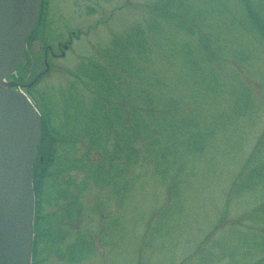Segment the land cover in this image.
<instances>
[{
  "label": "rangeland",
  "instance_id": "1",
  "mask_svg": "<svg viewBox=\"0 0 264 264\" xmlns=\"http://www.w3.org/2000/svg\"><path fill=\"white\" fill-rule=\"evenodd\" d=\"M47 22L18 81L44 71V55L52 69L28 96L67 141L76 131L77 155L87 129L131 143L129 125L139 156L71 174L82 209L52 223L42 264H264V0H49ZM62 193L52 186L47 213L68 205L50 202Z\"/></svg>",
  "mask_w": 264,
  "mask_h": 264
},
{
  "label": "water",
  "instance_id": "2",
  "mask_svg": "<svg viewBox=\"0 0 264 264\" xmlns=\"http://www.w3.org/2000/svg\"><path fill=\"white\" fill-rule=\"evenodd\" d=\"M42 0H0V264H30L35 196L32 171L41 118L15 81L3 79L25 64L26 41ZM31 86V85H30Z\"/></svg>",
  "mask_w": 264,
  "mask_h": 264
},
{
  "label": "trees",
  "instance_id": "3",
  "mask_svg": "<svg viewBox=\"0 0 264 264\" xmlns=\"http://www.w3.org/2000/svg\"><path fill=\"white\" fill-rule=\"evenodd\" d=\"M37 39V33H34L29 39L28 42L31 44L32 42H35ZM93 70H96L95 72ZM93 70H90V73H95V76H92V78H97L96 80H103L106 83L111 82V78L107 77V74L105 73L103 68H93ZM102 87L106 88V90H109L106 85L102 84ZM102 89V88H101ZM104 92V91H103ZM43 100H41V110H42V131H43V139L42 142L38 148V157L37 161L34 165L35 169V191L36 186L41 188L42 192V205L39 203L38 199V215L36 217L35 222V230H37L36 235L39 232H43V235L46 236V238H51V233L55 232V230L52 231V223H55L58 221L60 223L61 221L64 223L68 222L69 219L72 217V213L70 211L78 212L82 209L81 205V199L78 194H75L73 190L76 188V181L71 177V174L73 172H86L88 178H96L97 172L102 171H109L112 169H118V166L123 167L120 164V160L125 159L127 162L130 161L134 162L133 160L138 158L139 154L136 150L135 143L136 141L134 139L136 138V134L133 132V128H130L129 125H127L126 129L128 132L129 137L131 138V143H122V141H116V139L112 143H103L100 142L93 134L89 132L87 129V133L84 135L87 139V143L89 144V151L85 152L81 156L77 155V148L79 139H72L74 132H69L68 136L69 139L67 141L66 135L61 132L58 129V126H56L53 123V117H52V111L50 109V106L48 105V102L42 97ZM108 124V127L106 129L110 132L111 130L114 131V126L110 127L109 120L106 122L105 126ZM133 127L137 128L136 123H133ZM78 132V131H77ZM139 132H141L139 130ZM113 133V135H114ZM97 135L99 137L102 136V133L98 132ZM112 148V155L111 157L107 158L103 154V158H100L99 160H94L91 157V152L93 150L98 151L100 149V152L102 153L103 150L107 151L109 148ZM56 159V160H55ZM55 164L54 168L53 164ZM68 165V166H66ZM124 170L126 167H123ZM120 169V168H119ZM62 173V174H61ZM69 174L70 179H67L65 175ZM61 175V176H60ZM65 176V177H64ZM50 177V179H49ZM56 183L60 185V188L63 189V193L61 195H58L57 198H52L51 201L54 200H64L69 201L67 206L62 207L63 211L59 212L58 214L54 213H46L45 206L43 204H46L45 196H47L52 186H54ZM88 181H84L81 183L82 186L88 185ZM50 185V186H49ZM38 188V189H39ZM37 194V193H36ZM60 194V193H59ZM64 212V213H63ZM63 213V214H62ZM58 215L59 218H56L55 216ZM51 217H53V220H50ZM51 232V233H49ZM57 235V234H56ZM80 239V238H79ZM50 240V239H49ZM47 244H49V241L47 240ZM80 242H73L70 246V252L67 254L71 261L74 260L75 254L74 251L77 250L79 247ZM73 253V255H72Z\"/></svg>",
  "mask_w": 264,
  "mask_h": 264
},
{
  "label": "bare ground",
  "instance_id": "4",
  "mask_svg": "<svg viewBox=\"0 0 264 264\" xmlns=\"http://www.w3.org/2000/svg\"><path fill=\"white\" fill-rule=\"evenodd\" d=\"M40 10H41V8H40ZM39 16H42V11H40V14H39ZM46 20V19H45ZM30 51H29V48H27L26 49V60L25 61H27V62H29L30 61V57H31V55H30V53H29ZM24 66V65H23ZM16 74H17V72L15 71L12 75H10L9 77H6V78H4L3 79V83L6 85V84H8V83H10V82H13L14 80H17L16 79ZM43 75H44V71H39V73H37L36 75H34L33 76V80H32V82L33 83H35V84H38V83H40L41 82V80H42V78H43ZM18 81V80H17ZM72 139H75L74 137H71ZM42 139H43V133L41 134V141H40V143L38 144L39 146H40V144H41V142H42ZM39 146L37 147V151H36V159H35V162L34 163H36V161H37V157H38V148H39ZM56 160V159H55ZM55 164L56 163H54L53 164V167L52 168H54V166H55ZM62 174V173H61ZM61 176V175H60ZM49 179H50V177H49ZM35 169L33 168V171H32V183H33V189H34V196H35V204L38 202V199H39V203H40V205H42V192H41V188H39L38 186H36V191H35ZM39 188V189H38ZM37 193V194H36ZM37 196H38V199H37ZM55 198V197H54ZM43 206H46V204H43ZM46 212V211H45ZM47 213V212H46ZM56 218H59L58 217V215L57 216H55ZM61 223H63L62 221L60 222V224ZM36 228H35V226H34V223H33V237H32V240H31V246H30V248H31V250H30V259H29V261H30V264H42L43 263V261H42V253L43 252H45V248H44V243H45V241H49V239L50 240H55L56 239V234H53V232L51 233V232H49V233H51L52 235H51V238H46V236H44L43 235V232H39L37 235H36V233H37V230H35ZM63 235L65 236V234L63 233ZM63 235H61V237L59 238V239H63L64 238V236ZM57 240L58 239H56V241H55V244L57 243ZM79 240V238L78 239H76L74 242H76V241H78Z\"/></svg>",
  "mask_w": 264,
  "mask_h": 264
},
{
  "label": "flooded vegetation",
  "instance_id": "5",
  "mask_svg": "<svg viewBox=\"0 0 264 264\" xmlns=\"http://www.w3.org/2000/svg\"><path fill=\"white\" fill-rule=\"evenodd\" d=\"M61 46H63L64 49H62ZM67 46H68V48H69V45H63V44H61V45L59 46V49H60L61 53H60V54L53 53V54H52L53 58H55V57H62V56L65 54V51L68 50ZM29 49H30V47H29ZM20 84H22V83H20ZM22 85H25V84H22Z\"/></svg>",
  "mask_w": 264,
  "mask_h": 264
}]
</instances>
